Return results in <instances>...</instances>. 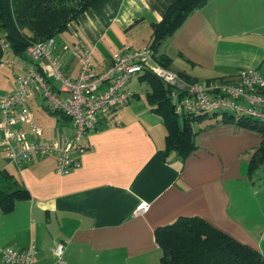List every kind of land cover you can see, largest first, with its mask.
Segmentation results:
<instances>
[{"label": "crops", "instance_id": "crops-1", "mask_svg": "<svg viewBox=\"0 0 264 264\" xmlns=\"http://www.w3.org/2000/svg\"><path fill=\"white\" fill-rule=\"evenodd\" d=\"M174 1H96L55 38L65 75L77 77L73 53L85 47L92 71L100 73L125 45L147 46L152 23ZM157 54L166 57L167 69L193 82L235 79L240 69L264 76V0H208ZM17 59L23 58L4 49L0 97L14 90L21 70L7 62ZM140 75L126 84L134 99L104 114L87 133L81 166L70 173L55 171L53 155L16 165L0 147V189L20 187L29 195L8 213L0 209V259L5 247L33 243L36 264H56L53 249L63 243V264H161L154 231L183 216H198L264 256V187H256L249 172L261 133L214 112L192 123L195 148L185 158L165 151L166 130L146 99L149 86L141 92ZM27 106L42 139L70 132V120L49 112L40 95ZM143 202L147 210L136 212Z\"/></svg>", "mask_w": 264, "mask_h": 264}, {"label": "built area", "instance_id": "built-area-1", "mask_svg": "<svg viewBox=\"0 0 264 264\" xmlns=\"http://www.w3.org/2000/svg\"><path fill=\"white\" fill-rule=\"evenodd\" d=\"M56 48L55 38H48L26 47L27 63L23 59L7 62L21 72L15 76L14 90L0 97V147L16 165L32 156L53 155L58 174L79 168L85 136L104 114L134 99L126 84L144 69L171 87L170 102L176 114L224 112L250 119L252 125L264 124V76L255 69H240L235 79L190 82L158 63L150 47L125 45L112 54L104 71L95 73L92 52L85 47L73 53L79 70L72 79L65 75ZM35 94L43 98L49 112H60L70 120V132L42 139L43 130L27 106ZM147 208V203H140L136 212ZM63 251L64 244L56 243V264H63ZM36 253L33 243L20 250L5 247L0 264H36Z\"/></svg>", "mask_w": 264, "mask_h": 264}, {"label": "trees", "instance_id": "trees-1", "mask_svg": "<svg viewBox=\"0 0 264 264\" xmlns=\"http://www.w3.org/2000/svg\"><path fill=\"white\" fill-rule=\"evenodd\" d=\"M98 0H0V63L4 49L26 59L25 49L34 42L56 38L68 30L77 16ZM208 0H175L168 6L162 19L152 23L148 47L158 63L166 67V57L158 53L161 43L172 37L189 16ZM167 68V67H166ZM187 81L193 82L182 74ZM150 90L146 99L157 113L166 130L165 151H174L185 158L195 148L192 123L213 118L216 113L187 115L176 114L170 102L171 87L144 69L139 76ZM63 115L60 112H56ZM222 119L234 120L238 125L249 126L262 135L260 146L249 166L251 175L264 162V124H251L250 119L222 113ZM20 187L0 189V209L8 213L15 202L28 198ZM154 238L161 249V264H264V256L253 247L212 226L198 216L179 217L174 222L160 226Z\"/></svg>", "mask_w": 264, "mask_h": 264}, {"label": "rangeland", "instance_id": "rangeland-1", "mask_svg": "<svg viewBox=\"0 0 264 264\" xmlns=\"http://www.w3.org/2000/svg\"><path fill=\"white\" fill-rule=\"evenodd\" d=\"M7 67V66H6ZM8 68V67H7ZM9 69H11L9 67ZM136 79V78H135ZM134 79V80H135ZM142 86V94H144V90L146 88V90H148V85L146 83H141L140 84ZM53 115V114H52ZM55 117H58V116H55ZM57 119H60V117H58ZM53 130L51 129V134L53 133L52 132ZM51 136V135H50ZM253 181L256 182V187H258L259 185L261 187H264V162L260 165V167L254 172L253 174Z\"/></svg>", "mask_w": 264, "mask_h": 264}]
</instances>
